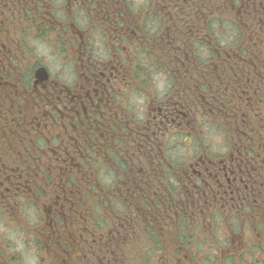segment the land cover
<instances>
[{"label": "flooded vegetation", "instance_id": "flooded-vegetation-1", "mask_svg": "<svg viewBox=\"0 0 264 264\" xmlns=\"http://www.w3.org/2000/svg\"><path fill=\"white\" fill-rule=\"evenodd\" d=\"M134 2L0 0V206L40 203L59 264H264V102L226 109L204 78L236 56L204 59L207 20L219 38L234 7L264 23V0Z\"/></svg>", "mask_w": 264, "mask_h": 264}, {"label": "trees", "instance_id": "trees-1", "mask_svg": "<svg viewBox=\"0 0 264 264\" xmlns=\"http://www.w3.org/2000/svg\"><path fill=\"white\" fill-rule=\"evenodd\" d=\"M244 1L246 0H234L236 6L242 11L245 10ZM260 11L261 10L257 7V12L260 13ZM258 18L260 17L256 16L251 25L245 21L241 22L239 18L234 24L231 22V24L234 25L235 33L233 39L236 40L234 46L238 48L236 56L232 58L231 61L224 62L229 64L230 67L228 65V67L219 70L216 74L205 73L204 75L206 80H209V82L212 80L215 83V85L212 86L211 92L216 97L220 96L219 100L226 103V109L233 101L237 100L241 91L245 92L243 95L244 97L250 95L253 99L258 98L264 102V86L260 83L259 85L256 84V81L260 82V80H264V23L259 22L257 20ZM207 27L209 29V34L205 33L208 34V36L205 37V48L209 51L208 59H212L215 57L216 53L212 51L211 45L207 43L209 36L212 35L211 25L208 20ZM223 34L224 32L221 33L222 38L217 40L220 46L217 42H214L215 44L212 45L213 47L225 48L229 46L227 35ZM220 41H222L224 45L221 44ZM247 80L249 81L247 82ZM227 83L234 85L236 91L234 92L233 89H230V85H226ZM226 109L224 108V110ZM224 110L220 113H224ZM222 118L223 117L220 118V121ZM220 126L221 122L219 123V127ZM4 146V143H0V148ZM49 170L44 171L42 169L41 171L42 174H45L46 182L52 184L53 181H56L55 175L53 171L51 172V168ZM66 185L69 187V184ZM38 243L41 248H45V243L41 241H38ZM0 264L22 263L20 258L12 250L10 251L8 249L7 245L2 246L0 244Z\"/></svg>", "mask_w": 264, "mask_h": 264}, {"label": "rangeland", "instance_id": "rangeland-1", "mask_svg": "<svg viewBox=\"0 0 264 264\" xmlns=\"http://www.w3.org/2000/svg\"><path fill=\"white\" fill-rule=\"evenodd\" d=\"M132 1L134 2L135 0H132ZM137 1L139 5H144V0H137ZM235 10H238V9L236 7L232 8L231 12H228L225 14V18L233 22H236V19L239 18L240 21L243 22V18L239 17L238 16L239 14H235ZM222 26H224L223 31L225 32V34L223 35H227V40L229 42L228 37L233 38L235 35V33L233 32V28H232L234 25H232L231 22L224 20L222 23ZM214 32L215 34L220 33L219 29H215ZM217 35H215L216 38H219V34ZM234 40L235 39H233L232 42ZM33 41H38V40H33ZM232 48L237 53L238 48L234 45H232ZM206 53H207V50L204 51V54ZM206 56L207 54L204 55V59L206 58ZM31 58L32 60H36L39 62L41 61L47 67L48 72L51 75L54 76V75L60 74L61 78L65 80L71 78L69 68H60L59 62L61 61L58 59L57 55H53L49 53L48 58L45 59L42 56H37L34 51L33 54L31 55ZM32 70L34 71L33 68ZM204 134L207 135L208 140H212L217 144L223 143L222 134L218 133V131L216 130H204ZM18 211H19L18 216L16 215V216L10 217V216H6L5 212L3 213L0 210V244L2 246L7 245L10 251L12 250L13 252H16L23 264H40L39 257L41 253L39 251V245L36 244L37 237L33 235V229H32V226H37V223L34 222V220H36L37 218V214L35 211L26 212V210H22L23 214H21V209H19ZM27 216L30 219L29 220L30 225L28 226H26V224H23L22 222V217L26 218ZM38 239L47 244V240L44 237L38 238ZM45 257L47 259H50L49 252L45 253ZM47 262L48 264H50L48 260ZM66 264H70L69 261Z\"/></svg>", "mask_w": 264, "mask_h": 264}, {"label": "clouds", "instance_id": "clouds-1", "mask_svg": "<svg viewBox=\"0 0 264 264\" xmlns=\"http://www.w3.org/2000/svg\"><path fill=\"white\" fill-rule=\"evenodd\" d=\"M32 44H33V47H34L35 54L37 56H42L45 59L48 58L49 53H50V49L47 48V45H45L41 41H33Z\"/></svg>", "mask_w": 264, "mask_h": 264}, {"label": "water", "instance_id": "water-1", "mask_svg": "<svg viewBox=\"0 0 264 264\" xmlns=\"http://www.w3.org/2000/svg\"><path fill=\"white\" fill-rule=\"evenodd\" d=\"M35 77L38 78L39 80L46 79L47 78L46 71L44 69H42V68L36 70Z\"/></svg>", "mask_w": 264, "mask_h": 264}]
</instances>
